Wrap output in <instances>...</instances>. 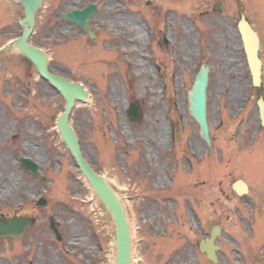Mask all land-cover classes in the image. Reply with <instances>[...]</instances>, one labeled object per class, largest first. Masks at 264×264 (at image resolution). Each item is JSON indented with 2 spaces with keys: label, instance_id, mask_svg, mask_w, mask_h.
<instances>
[{
  "label": "rangeland",
  "instance_id": "374dc122",
  "mask_svg": "<svg viewBox=\"0 0 264 264\" xmlns=\"http://www.w3.org/2000/svg\"><path fill=\"white\" fill-rule=\"evenodd\" d=\"M3 2L0 48L21 35L24 16L18 3ZM215 5L216 0H140L135 7L130 4L121 10L124 15L118 30L112 20L115 9L104 13L109 18L97 42L79 37L75 44L73 34L61 41L55 26L46 22H38L33 36L32 42L52 59L51 70L83 84L93 97L89 104H77L71 124L85 159L111 182L128 209L135 264H153L149 235L162 216L158 211L161 202L151 201V190L189 181L180 177L181 172L189 171L188 161L201 164L207 185L214 178L215 159L207 154L209 149L188 112L187 94L201 65L211 70L208 117L216 137L210 148L216 146V185L221 183L216 187L220 189L218 214L209 200L188 205L181 201L177 217L168 211L171 217L169 222L165 219V225L170 228L173 247L168 250L167 239L164 260H154V264H211L198 247H192L196 241L193 235L202 239L216 224L223 229L217 241L221 246L216 251L217 264H264V129L258 117V97L250 95L251 75L241 42L238 34H231L239 13L228 8L217 12ZM128 26L146 35L141 47L144 55L139 57L145 72L136 64L137 48H131L132 52L122 49L128 42ZM155 66L162 74L156 73ZM144 79L154 82L141 88ZM27 87L33 93L37 90V95L26 98ZM245 99L249 102L241 111ZM134 101L144 113L139 123L127 115ZM64 105L18 50L0 55V212L10 213L22 205L31 213L39 196L50 199L45 210L34 213L36 228L21 240L0 242V264H114L111 216L60 137L56 138L58 156L48 147L47 138L43 142L42 134L32 131L45 129L57 135L56 120ZM173 129L176 141L171 140ZM19 157L38 162L42 173L48 172L47 181L30 177ZM241 178L251 183L253 194L228 201L222 191L229 188L231 194L234 181ZM163 203L171 204L168 209L174 211L176 203ZM255 209L259 218L254 222ZM188 211L196 214L203 232ZM50 217L60 224L61 241L50 229Z\"/></svg>",
  "mask_w": 264,
  "mask_h": 264
},
{
  "label": "water",
  "instance_id": "95a60500",
  "mask_svg": "<svg viewBox=\"0 0 264 264\" xmlns=\"http://www.w3.org/2000/svg\"><path fill=\"white\" fill-rule=\"evenodd\" d=\"M24 6L25 17L21 22L23 28L22 36L15 41L16 48L28 57L32 63L37 67L40 75L50 82V84L56 88L64 100L66 105L63 114L58 119V128L63 141L66 143L68 149L77 162L78 168L81 170L83 176L87 179L94 192L101 200L115 224L116 234V248L117 259L116 264H131L132 260V235L130 226L128 223L125 208L119 198L112 190L109 183L101 176L96 174L89 163L85 160L82 154L81 147L74 132V129L70 125V114L76 101L83 102L87 99L88 94L77 83L69 82L64 78L50 73L48 70V58L47 55L40 49L29 43L31 34L35 27V14L38 9L41 0H17ZM95 7H90L83 12H71L66 16L70 20H78V24L86 31H88L87 22L88 18L95 12ZM240 31L243 36L245 44V52L247 55L250 71L253 78V84L260 86L261 76V62L258 57V40L255 33L240 25ZM12 47H9L10 49ZM208 74L209 68L205 65L202 66L200 72L195 78V82L192 90L188 93L189 112L192 118L198 123L201 131V137L210 144L209 127L207 120V86H208ZM129 118L134 122L142 120V111L140 110L138 103H133L128 111ZM260 116L262 124L264 125V106L260 103ZM24 164L35 169L36 165L30 160H23ZM45 201L42 203L44 204ZM29 221L15 220L9 224L0 223V237L6 235L20 236L25 228L29 225ZM55 224L52 225V228ZM219 228L216 227L212 231L211 240H207L201 244L202 250H207L208 258L214 261V252L212 250L213 240L219 234ZM55 233L59 235L58 230L55 229ZM60 239V237H59Z\"/></svg>",
  "mask_w": 264,
  "mask_h": 264
},
{
  "label": "flooded vegetation",
  "instance_id": "af4514ba",
  "mask_svg": "<svg viewBox=\"0 0 264 264\" xmlns=\"http://www.w3.org/2000/svg\"><path fill=\"white\" fill-rule=\"evenodd\" d=\"M8 1V0H6ZM126 1H129L126 2ZM140 0H43L41 8L37 14V24L38 22H46L49 25L55 26L54 30H57L60 33V39L61 41H65V39L70 38L73 34L72 38L74 39V42L78 41L79 37H85L86 39L90 40L89 36L84 34L83 31L78 27V25L74 23L67 22L63 19V15L68 12L71 9H84L88 7L89 5H96L98 8V11L96 15L90 20L89 27L90 29L95 33V41L100 39V30H102V26L107 23L108 16L104 13H107L109 10L115 9V14L112 16V20H114V26H118L122 24L120 21L124 15V12H121L123 8L125 9L127 5L136 6ZM2 12H5V4L3 0H0ZM151 2H148V5H150ZM138 7V6H137ZM223 8L230 9V12L233 11L234 14L243 13L246 17V20L249 22V24L252 26L253 30L256 32L259 42H260V56L263 63V74H264V0H216V11L220 12ZM128 9V8H127ZM41 13V15H40ZM40 17V19H39ZM241 21V16L239 17V20L237 22H234L231 28V34L234 37L239 36V29L238 24ZM116 23V24H115ZM235 24V25H234ZM235 27V32L233 33ZM59 39V40H60ZM75 44L73 47H75ZM69 47V46H68ZM241 47V45H240ZM29 64V63H28ZM27 77V76H26ZM27 79H29L27 77ZM26 85H32L30 83H26ZM35 86V84H33ZM35 93L31 92V88H26L25 96L28 98L30 95H37V90H34ZM262 93L264 95V76H263V88ZM35 131L38 134H42V141L45 142V139L47 138V145L50 147L54 152L57 153L59 156L58 148H56V145H58V142H56V138L58 140L59 135L49 133V130H32ZM48 132V135L46 133ZM54 140V143H53ZM214 143L216 142V137L213 136ZM230 141L233 142L234 140L232 137L230 138ZM60 143V142H59ZM202 149V146H198ZM208 154V152H207ZM215 159L214 161V178L211 183V185H207V182L204 179V169L202 168L201 164L197 162V164H192V162L188 161L189 165V171L184 170V172H181L180 177L181 179L185 176L190 178V180H186V182H182L181 180L179 182H176V184L170 185V186H161L159 188H162V190H151L150 199L151 201H158L161 202L159 206V212L161 214V219L157 221V225L155 226V229L152 230L151 237L149 235V247L152 251L151 260H164V257L166 255L165 249L169 246V249H172L171 242H169V232L168 228L165 225V219L169 222L168 218L171 216L169 215L168 211L170 213H174V215L177 216V214L180 213V202L182 201L183 205H188L191 201L194 202H202L205 200L212 201L211 204H213L214 213H217L216 206L219 207V203L216 201H220V189H216V187L221 186V183H219V186L216 185V146L215 149L212 151L211 157ZM34 160V159H33ZM52 163L53 161H49ZM38 163V162H37ZM61 166V163H59ZM264 167V163L262 164ZM41 168V167H40ZM27 171V170H26ZM41 171V169H40ZM28 175L32 178H36L34 175L29 173L27 171ZM42 173V171H41ZM46 178L49 177L48 172L46 171L44 174L42 173ZM245 177L248 176L246 173L243 174ZM250 175V174H249ZM39 179V178H36ZM170 180V178H169ZM235 182V181H234ZM155 188L157 189V184L154 183ZM21 184L18 186V188H21ZM228 188V187H227ZM232 188V187H231ZM181 189L184 190V192L181 191ZM228 190H223L222 192L225 193V199L228 201H232V199L238 200V199H245L250 197L254 189L249 185V194L245 198H239L238 195L232 190L231 194L228 193ZM230 192V190H229ZM174 202L176 203L174 207V211L168 209L172 208L171 204H164L163 202ZM216 202V204H215ZM185 203V204H184ZM168 205V206H167ZM155 208V207H154ZM39 211H42L38 209L37 207H33L31 213L24 211V209H16L10 213H3L0 212V220L9 221L16 217H28L32 218L35 221L34 213H37ZM192 213V217L196 218V221L199 223L197 216L194 212L190 211ZM163 214V215H162ZM218 214V213H217ZM195 220V219H194ZM36 223V221H35ZM162 225V229L159 231V227ZM200 225V230L203 232L202 225ZM153 228V227H152ZM170 229V228H169ZM210 235V232L203 235L202 238L208 237ZM196 238V241L193 243L192 247H198L200 243V238H198V235H193ZM168 239V242L166 241ZM1 241V240H0ZM165 242L168 243V246L165 244ZM174 249V248H173ZM163 264V263H162Z\"/></svg>",
  "mask_w": 264,
  "mask_h": 264
},
{
  "label": "bare ground",
  "instance_id": "6f19581e",
  "mask_svg": "<svg viewBox=\"0 0 264 264\" xmlns=\"http://www.w3.org/2000/svg\"><path fill=\"white\" fill-rule=\"evenodd\" d=\"M113 26H114V24H113ZM125 31V30H124ZM125 32H128V34H129V38H128V42H126L125 43V45H124V47L122 48L123 50H125V51H129L131 48H137V52H138V55L139 56H137L136 57V64L138 65V67L140 68V70L141 71H143V70H146V66L144 65V61L141 59V58H139L140 57V55L142 56V54L144 55V53H143V50L141 49V47H143V39L145 38V40H146V35H145V37L143 36V34H142V32L143 31H140V29H135L134 27H132V26H128L127 28H126V31ZM131 36V37H130ZM146 44H147V42H146ZM140 45V46H139ZM8 50H13V48H10V49H8ZM131 52H132V50H130ZM140 71V72H141ZM143 72H145V71H143ZM145 81L143 82H141L142 84L140 85V87L142 88L143 86H146L147 84H151L152 82H154V81H151V82H149L147 79H144ZM148 81V82H147ZM143 85V86H142ZM85 90L90 94L89 95V97L87 98V100L84 102L85 104H89L90 102H92V100H93V97L91 96V93L88 91V89L87 88H85ZM118 196H119V194H117ZM127 208V207H126ZM189 218L191 219V216L189 215ZM117 248H116V252H115V257H116V259H117ZM136 263V261H135V259L133 260V264H135Z\"/></svg>",
  "mask_w": 264,
  "mask_h": 264
}]
</instances>
